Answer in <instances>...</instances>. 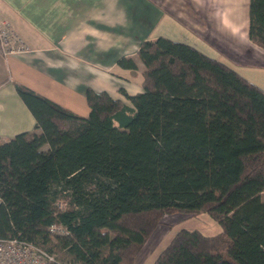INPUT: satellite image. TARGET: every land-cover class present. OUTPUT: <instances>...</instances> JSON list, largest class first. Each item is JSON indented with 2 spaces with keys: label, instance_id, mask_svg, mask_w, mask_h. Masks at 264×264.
Masks as SVG:
<instances>
[{
  "label": "trees",
  "instance_id": "16d2710c",
  "mask_svg": "<svg viewBox=\"0 0 264 264\" xmlns=\"http://www.w3.org/2000/svg\"><path fill=\"white\" fill-rule=\"evenodd\" d=\"M248 34L264 48V0ZM137 55L142 90L128 104L87 88V115L16 83L36 123L0 141V237L49 264H133L164 214L207 212L221 231L181 228L152 264H264V90L166 37Z\"/></svg>",
  "mask_w": 264,
  "mask_h": 264
},
{
  "label": "crops",
  "instance_id": "0c3cea01",
  "mask_svg": "<svg viewBox=\"0 0 264 264\" xmlns=\"http://www.w3.org/2000/svg\"><path fill=\"white\" fill-rule=\"evenodd\" d=\"M249 1L0 0V20L29 48L0 54V141L35 128L16 83L81 115L89 112L87 88L130 104L126 94L142 90L137 50L145 39L189 44L264 90V48L249 38ZM123 57L136 67L120 65Z\"/></svg>",
  "mask_w": 264,
  "mask_h": 264
},
{
  "label": "built area",
  "instance_id": "2783aa9c",
  "mask_svg": "<svg viewBox=\"0 0 264 264\" xmlns=\"http://www.w3.org/2000/svg\"><path fill=\"white\" fill-rule=\"evenodd\" d=\"M28 49L11 24L0 20V54L7 56ZM49 231L52 234H64L66 228L61 224L52 223ZM52 260L51 253L33 242L14 236L0 237V264H49Z\"/></svg>",
  "mask_w": 264,
  "mask_h": 264
},
{
  "label": "rangeland",
  "instance_id": "374dc122",
  "mask_svg": "<svg viewBox=\"0 0 264 264\" xmlns=\"http://www.w3.org/2000/svg\"><path fill=\"white\" fill-rule=\"evenodd\" d=\"M84 113L87 115L88 110ZM181 228L198 229L204 234H215L222 230L220 223L207 212L198 214L166 213L141 246L133 264H151L158 253L169 243L175 232Z\"/></svg>",
  "mask_w": 264,
  "mask_h": 264
}]
</instances>
